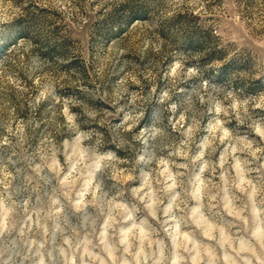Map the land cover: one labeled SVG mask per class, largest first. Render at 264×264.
Wrapping results in <instances>:
<instances>
[{"label":"clouds","instance_id":"1","mask_svg":"<svg viewBox=\"0 0 264 264\" xmlns=\"http://www.w3.org/2000/svg\"><path fill=\"white\" fill-rule=\"evenodd\" d=\"M93 2L0 0V264H264V0Z\"/></svg>","mask_w":264,"mask_h":264},{"label":"rangeland","instance_id":"2","mask_svg":"<svg viewBox=\"0 0 264 264\" xmlns=\"http://www.w3.org/2000/svg\"><path fill=\"white\" fill-rule=\"evenodd\" d=\"M99 2V0H94L92 7L93 8H97V3ZM105 7H107V5H105ZM104 11V8H97V14L99 15L100 13H102ZM123 10H116V12L112 15L111 22L113 23H118L121 25L120 29H119V33H113L111 32V30L109 28H107L106 26H103L101 28H99L98 30L102 33L105 34V38H109L115 35H120L122 36L124 34V32H126L129 29V34L125 37V40L131 45L134 46L138 37V33L131 28L132 23H135L136 19H141L143 21V19H145V17L143 16H136V17H129V18H125L121 15V12ZM57 47H62V46H57ZM59 54L57 51V48H52L49 49L48 52L44 53V55H48V56H52V55H56ZM224 72L229 71V69H224ZM223 75V73H222Z\"/></svg>","mask_w":264,"mask_h":264}]
</instances>
